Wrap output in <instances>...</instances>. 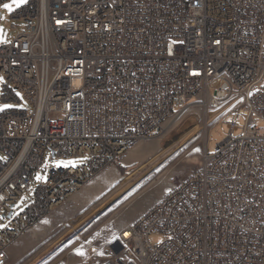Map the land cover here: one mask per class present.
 Here are the masks:
<instances>
[{"label": "built area", "instance_id": "built-area-1", "mask_svg": "<svg viewBox=\"0 0 264 264\" xmlns=\"http://www.w3.org/2000/svg\"><path fill=\"white\" fill-rule=\"evenodd\" d=\"M10 17L27 31L0 44V101L30 109L0 112V264L200 94L234 107L226 137L87 264H264V0H29ZM48 154L79 163L34 186Z\"/></svg>", "mask_w": 264, "mask_h": 264}, {"label": "rangeland", "instance_id": "rangeland-1", "mask_svg": "<svg viewBox=\"0 0 264 264\" xmlns=\"http://www.w3.org/2000/svg\"><path fill=\"white\" fill-rule=\"evenodd\" d=\"M28 1L8 0L0 5V44L27 31L23 20H13L10 15ZM5 4L11 8H5ZM11 25L18 28L12 29ZM0 78L1 97L5 84L1 73ZM14 94L21 102L0 101V112L30 109L21 92L15 90ZM233 108L228 103L213 105L205 94H200L192 105L167 120L159 137L141 141L116 162L101 169L73 196L24 233L8 248L7 264H87L91 254L102 256L113 231L118 232L135 221L191 175L204 151L208 154L215 151L228 133L225 122ZM239 122L243 124L244 118L239 117ZM259 127L264 124L259 123ZM68 161L74 165L65 166ZM78 163L75 158H50L48 154L34 176V186L46 179L51 168ZM25 206L22 196L13 206L14 215ZM161 239L160 235L148 238L151 244H158Z\"/></svg>", "mask_w": 264, "mask_h": 264}, {"label": "snow or ice", "instance_id": "snow-or-ice-1", "mask_svg": "<svg viewBox=\"0 0 264 264\" xmlns=\"http://www.w3.org/2000/svg\"><path fill=\"white\" fill-rule=\"evenodd\" d=\"M14 2H15V3H19L20 0H14ZM4 7L7 8V9H10V8H11V5L5 4ZM0 42H2V41H0ZM0 79H2V78H0ZM4 107H8V106L5 105ZM60 163H64V162H57L58 165H59ZM68 164H73V165H74V162H73V161H68V162L65 164V166H68Z\"/></svg>", "mask_w": 264, "mask_h": 264}, {"label": "crops", "instance_id": "crops-1", "mask_svg": "<svg viewBox=\"0 0 264 264\" xmlns=\"http://www.w3.org/2000/svg\"><path fill=\"white\" fill-rule=\"evenodd\" d=\"M124 228H125V227H124ZM120 231H121V230H119L118 232H117V231H113V232L111 233V239H110L108 245H111V244H113V243L116 241L117 235H118V233H119ZM104 252H105V251H104ZM104 252H103V253H104Z\"/></svg>", "mask_w": 264, "mask_h": 264}, {"label": "water", "instance_id": "water-1", "mask_svg": "<svg viewBox=\"0 0 264 264\" xmlns=\"http://www.w3.org/2000/svg\"><path fill=\"white\" fill-rule=\"evenodd\" d=\"M112 249H113L114 252L117 253V252L120 251L121 247L118 245L117 242H115V243L113 244V246H112Z\"/></svg>", "mask_w": 264, "mask_h": 264}]
</instances>
